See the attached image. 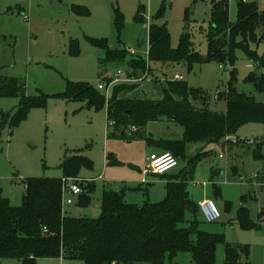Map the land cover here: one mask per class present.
<instances>
[{
    "label": "rangeland",
    "instance_id": "rangeland-1",
    "mask_svg": "<svg viewBox=\"0 0 264 264\" xmlns=\"http://www.w3.org/2000/svg\"><path fill=\"white\" fill-rule=\"evenodd\" d=\"M241 1L255 3L264 10V0H228L231 22L238 20ZM81 7L88 9L89 15L77 13ZM150 24L167 27L173 48L186 38L194 52L208 57L212 0H0V76L23 82L27 95L42 92L50 96L45 106L33 107L19 124L11 122L20 97H0V110L9 114L5 124L0 120V196L20 205L24 179L63 178L61 164L77 156L82 158L77 177L86 180L85 188L89 184L94 188L89 192L85 189L90 197L87 203L71 196L73 203L65 205V212L73 217L98 218L106 189L123 190L125 199L140 205L147 200L165 199L167 176L183 172L190 157L203 149L208 155L194 169L188 191L195 202L214 199L222 217L210 223L198 214L201 229L224 234L228 243L247 246L249 256L243 257V262L264 264V221L260 217L264 209V184L260 181L264 162L254 156L257 142L264 137L263 123L244 124L230 142L189 144L186 156L178 158V167L166 175H157L148 169L150 155L157 153L149 138L181 140L180 125L163 118L148 122L142 138L119 136L112 134L114 125L108 124L106 107L96 109L85 102L55 96L66 90L70 80L87 82L98 89L106 105L115 91L122 99L161 100L168 81L178 74L190 87L205 91L213 107L225 111L226 102L217 101V93L226 89L233 66L237 90L264 102V92L248 79L251 74L264 75V66L256 65L248 53L257 50L264 57V42L258 45L248 37L246 49L242 46L244 37L239 36L241 45L234 50L233 65L206 59L190 67L185 61L149 59ZM89 37L107 38L111 48H126L128 53L121 59H108L106 51L94 46ZM141 55H147L145 67L132 63ZM119 70L122 79L131 76L141 80L116 83L108 92L100 90L99 85L110 84ZM109 154L116 162H108L113 160H107ZM0 264L18 263L7 259ZM38 264L88 263L79 258L54 257L40 259ZM165 264L197 263L190 252H180L172 262L167 258ZM215 264H225L224 243L217 245Z\"/></svg>",
    "mask_w": 264,
    "mask_h": 264
},
{
    "label": "trees",
    "instance_id": "trees-1",
    "mask_svg": "<svg viewBox=\"0 0 264 264\" xmlns=\"http://www.w3.org/2000/svg\"><path fill=\"white\" fill-rule=\"evenodd\" d=\"M239 17L229 20L228 0H212L213 25L209 33V53L204 58L182 38L173 48L166 26H149V59L161 62L185 61L190 67L196 63L216 60L219 63L235 62L234 50L241 45L237 38L244 37L242 46L249 49L248 37L258 45L264 42V10L255 3L241 1ZM76 11V8H74ZM77 13L89 15L81 7ZM118 24L122 25L118 18ZM91 43L106 51L108 59H121L128 53L125 48H111L107 38H88ZM75 51L78 47L73 42ZM256 65L264 66V57L257 50H248ZM147 55L132 60L135 65L146 66ZM258 91L264 92V75L248 77ZM236 73L232 66L225 90L217 93V101H225V111L212 106L208 94L190 87L183 79H170L161 100L122 99L115 91L106 105L103 93L87 82L68 81L64 92L56 94L68 101L85 102L96 109L107 108L108 124L114 122L112 134L144 137L148 122L167 118L183 128L181 140H154L151 144L171 151L177 158L186 156L189 144H210L231 141L244 124H264V102L239 92ZM122 87H118V91ZM20 97L18 111L12 124L23 121L35 106H45L48 94L27 95L23 82L17 78L0 76V97ZM9 114L0 110L5 124ZM135 126V131L130 127ZM130 133V134H129ZM208 155L200 151L190 157L189 166L170 178L166 184V197L159 202L144 204L128 202L123 190L106 189L103 192L101 215L98 218L73 217L65 212L62 177H30L23 180L25 193L20 205H13L0 196V259H17L20 264H38L41 258H79L88 264H165L180 252H190L197 264H215L219 243L225 244V264H247V246L228 243L222 233L201 229L198 203L190 197L188 182L194 178V169ZM254 156L264 162V141L257 142ZM111 157L113 160H111ZM81 157L66 159L61 168L65 177H77ZM109 163L116 162L112 154ZM88 165L91 161L86 160ZM264 184V169L260 173ZM84 187V182L81 183ZM89 184L84 190L91 191ZM218 191V188H215ZM82 203L90 201L87 192L78 196ZM187 214L191 217L188 219ZM264 221V209L260 211ZM185 224V225H184Z\"/></svg>",
    "mask_w": 264,
    "mask_h": 264
},
{
    "label": "built area",
    "instance_id": "built-area-1",
    "mask_svg": "<svg viewBox=\"0 0 264 264\" xmlns=\"http://www.w3.org/2000/svg\"><path fill=\"white\" fill-rule=\"evenodd\" d=\"M24 18L27 19L26 16ZM130 51L132 54L136 53L133 50H130ZM121 76H122V71L119 70L115 74L114 78L110 81V84H108L107 82H102L99 85V89L100 90L106 89V91L108 92L109 87L116 83H119V82L133 83V82H137L141 80V79H137L131 76L129 78L122 79ZM173 79L182 80L183 77L176 74L173 77ZM110 124L114 125V122L110 121ZM135 130H136V127L131 126L129 132L131 133V131H135ZM178 165H179V159L171 151H164L161 153H153L150 155L148 169L154 174L164 175L168 171L176 168ZM62 181H63L64 205H69L73 203L71 196H79L83 194L85 191L84 187L81 185L82 182H85V180L82 178L63 177ZM68 193L70 194V197H66V194ZM197 203L200 209V213L202 214L205 221L211 223V222L218 221L222 217L221 211L218 208L214 199L212 198L201 199V200H198Z\"/></svg>",
    "mask_w": 264,
    "mask_h": 264
},
{
    "label": "crops",
    "instance_id": "crops-1",
    "mask_svg": "<svg viewBox=\"0 0 264 264\" xmlns=\"http://www.w3.org/2000/svg\"><path fill=\"white\" fill-rule=\"evenodd\" d=\"M182 130H183V128H182ZM154 147H156L155 149L157 150L156 152L157 153H161V152H164L165 150L164 149H162L161 147H159V146H157V145H154ZM179 165H180V163H179ZM178 165V166H179ZM177 166V167H178ZM169 172V171H168ZM164 175H166V174H164ZM173 176H175V175H172V174H170V176H167V180H166V183L165 184H167V182H168V180L170 179V178H172ZM102 175H100L98 178L99 179H102ZM86 181V180H85ZM142 183H145V182H142ZM148 191V190H147ZM125 193V192H124ZM126 197V196H125ZM126 200L128 201V202H131V201H129L127 198H126ZM132 203H134V202H132ZM262 210V209H261ZM55 258H58V259H60V260H63L64 258L63 257H55ZM4 260H7V259H0V261H4ZM14 260H16L17 261V263L18 264H20L19 263V261L17 260V259H14ZM40 260V259H39ZM38 260V261H39ZM41 260H43V258H41Z\"/></svg>",
    "mask_w": 264,
    "mask_h": 264
},
{
    "label": "water",
    "instance_id": "water-1",
    "mask_svg": "<svg viewBox=\"0 0 264 264\" xmlns=\"http://www.w3.org/2000/svg\"><path fill=\"white\" fill-rule=\"evenodd\" d=\"M262 141H264V137L262 138ZM73 159L78 160L79 157L75 156Z\"/></svg>",
    "mask_w": 264,
    "mask_h": 264
}]
</instances>
